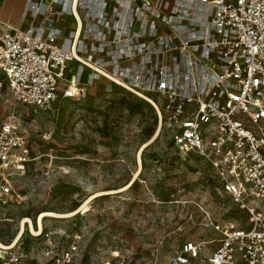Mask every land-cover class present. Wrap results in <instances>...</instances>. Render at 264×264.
Segmentation results:
<instances>
[{
	"label": "built area",
	"instance_id": "1",
	"mask_svg": "<svg viewBox=\"0 0 264 264\" xmlns=\"http://www.w3.org/2000/svg\"><path fill=\"white\" fill-rule=\"evenodd\" d=\"M21 22L0 18V76L15 102L48 110L94 84L120 86L247 216L214 225L208 256L188 242L170 264H264V0H26ZM30 160L27 137L0 123V208L21 198L9 178ZM42 236L47 264H75V245L54 253V234ZM0 264H26L20 239Z\"/></svg>",
	"mask_w": 264,
	"mask_h": 264
},
{
	"label": "rangeland",
	"instance_id": "2",
	"mask_svg": "<svg viewBox=\"0 0 264 264\" xmlns=\"http://www.w3.org/2000/svg\"><path fill=\"white\" fill-rule=\"evenodd\" d=\"M6 120L27 137L31 160L9 178L21 198L0 208L4 245L15 242L25 218L38 228L40 214L54 213L42 231L54 234V253L75 245V264H170L188 242L212 253L221 238L216 224L247 226L218 184L203 183L209 167L178 153L159 132L154 108L120 86L103 81L36 111L15 102L4 82ZM20 243L26 264H47L43 236L26 226Z\"/></svg>",
	"mask_w": 264,
	"mask_h": 264
},
{
	"label": "crops",
	"instance_id": "3",
	"mask_svg": "<svg viewBox=\"0 0 264 264\" xmlns=\"http://www.w3.org/2000/svg\"><path fill=\"white\" fill-rule=\"evenodd\" d=\"M26 0H4L0 11V18L10 25L27 28L29 22L22 24L21 18L23 15ZM65 25H69V21H64Z\"/></svg>",
	"mask_w": 264,
	"mask_h": 264
},
{
	"label": "bare ground",
	"instance_id": "4",
	"mask_svg": "<svg viewBox=\"0 0 264 264\" xmlns=\"http://www.w3.org/2000/svg\"><path fill=\"white\" fill-rule=\"evenodd\" d=\"M138 161H139V165L141 167V165H142V162H141V153L139 154ZM126 188H128V187H126ZM93 198H94V196L92 198H90L87 202H89ZM48 216H56V214H54V213H42V214H40V217H39L38 222H37L38 228H35V224L29 218H25L22 221V223H21V232H20L19 236L16 238L15 242H17L21 238V236H22V234H23L26 226L30 230L31 234H33L34 236H39L41 234V232H42V229H43L42 228V221H43V219L45 217H48ZM4 247H5V245L0 242V249H3Z\"/></svg>",
	"mask_w": 264,
	"mask_h": 264
},
{
	"label": "trees",
	"instance_id": "5",
	"mask_svg": "<svg viewBox=\"0 0 264 264\" xmlns=\"http://www.w3.org/2000/svg\"><path fill=\"white\" fill-rule=\"evenodd\" d=\"M135 184H136V182H133L131 187H133ZM34 224H36L35 220H34Z\"/></svg>",
	"mask_w": 264,
	"mask_h": 264
}]
</instances>
